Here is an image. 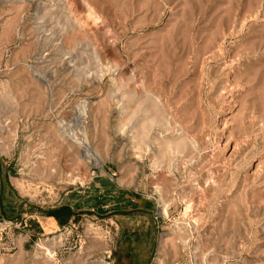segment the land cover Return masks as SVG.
Wrapping results in <instances>:
<instances>
[{"label":"rangeland","instance_id":"374dc122","mask_svg":"<svg viewBox=\"0 0 264 264\" xmlns=\"http://www.w3.org/2000/svg\"><path fill=\"white\" fill-rule=\"evenodd\" d=\"M0 264H264V0H0Z\"/></svg>","mask_w":264,"mask_h":264}]
</instances>
